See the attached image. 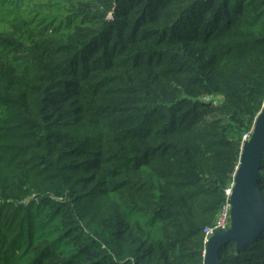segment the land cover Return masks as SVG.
<instances>
[{"label":"trees","instance_id":"trees-1","mask_svg":"<svg viewBox=\"0 0 264 264\" xmlns=\"http://www.w3.org/2000/svg\"><path fill=\"white\" fill-rule=\"evenodd\" d=\"M263 106L264 0H0V264H203Z\"/></svg>","mask_w":264,"mask_h":264},{"label":"water","instance_id":"water-1","mask_svg":"<svg viewBox=\"0 0 264 264\" xmlns=\"http://www.w3.org/2000/svg\"><path fill=\"white\" fill-rule=\"evenodd\" d=\"M264 157V106L251 138L243 144L230 190V228L213 233L206 243L203 264H221L220 251L230 243L237 251L254 244L264 232V197L258 187Z\"/></svg>","mask_w":264,"mask_h":264},{"label":"built area","instance_id":"built-area-1","mask_svg":"<svg viewBox=\"0 0 264 264\" xmlns=\"http://www.w3.org/2000/svg\"><path fill=\"white\" fill-rule=\"evenodd\" d=\"M249 139L250 137L248 135L244 137V141H248ZM227 195L229 198L230 190L228 191ZM229 213H230V203H228V205L222 211L215 226L205 231L206 243L208 239L213 235L214 232L220 231V230H227L230 228Z\"/></svg>","mask_w":264,"mask_h":264}]
</instances>
